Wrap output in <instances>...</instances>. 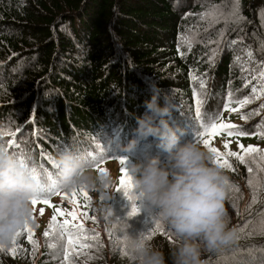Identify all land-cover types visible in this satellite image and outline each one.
Returning a JSON list of instances; mask_svg holds the SVG:
<instances>
[{
    "label": "trees",
    "instance_id": "obj_1",
    "mask_svg": "<svg viewBox=\"0 0 264 264\" xmlns=\"http://www.w3.org/2000/svg\"><path fill=\"white\" fill-rule=\"evenodd\" d=\"M223 15L228 20L219 24ZM211 72L217 82H207ZM261 73L264 0H0V139L14 140L10 150L37 170L44 183L40 197L55 207L53 193L62 189L54 167L58 154L72 147L93 165L128 157L120 147L134 138L136 118L146 111L153 89L173 96L179 109L173 119L187 129L186 140L197 141L227 111L243 116L250 109L255 119L230 135L236 142L205 147L231 165L221 168L230 181V222L240 235L223 252L205 254L207 264H264V161L258 153L245 156L246 163L228 156L244 155L240 145L264 152ZM246 99L250 102L241 106ZM21 111L30 123L14 118ZM156 143L150 138L131 158L163 156ZM48 176L57 181L52 193ZM110 194V201L80 197L87 208L83 234L96 236L97 246L76 248L64 264H134L133 240L149 234L145 241L169 258L176 241L162 225L155 231V214L123 190ZM134 205L139 213L131 216ZM54 216L65 219L51 207L48 221L31 227V242L23 233L15 246L0 251V264H44L53 244L66 255L67 237L53 230Z\"/></svg>",
    "mask_w": 264,
    "mask_h": 264
},
{
    "label": "clouds",
    "instance_id": "obj_2",
    "mask_svg": "<svg viewBox=\"0 0 264 264\" xmlns=\"http://www.w3.org/2000/svg\"><path fill=\"white\" fill-rule=\"evenodd\" d=\"M144 107L143 116L136 118L134 138L120 147V151L129 154L125 167L131 187L125 194L154 213L155 221L170 232L176 244L166 258L157 247L137 237L131 247L134 264H169V259L170 264H207L205 254L221 253L240 239L226 206L229 178L215 163L213 153L195 139H185L187 129L173 119L179 109L172 95L153 89L151 100L145 101ZM150 138L164 155L131 158ZM56 165L62 188L56 191L86 189L94 191V199L114 198L110 193L117 192L114 186L119 178L96 171L85 153L67 147L56 157ZM30 168L33 167L22 163L20 155L0 139V249L15 246L19 234L35 226L33 201L40 198L44 183ZM54 193L53 201L62 202L55 199ZM78 203L86 212L80 197ZM108 214L113 215L111 207Z\"/></svg>",
    "mask_w": 264,
    "mask_h": 264
},
{
    "label": "snow or ice",
    "instance_id": "obj_3",
    "mask_svg": "<svg viewBox=\"0 0 264 264\" xmlns=\"http://www.w3.org/2000/svg\"><path fill=\"white\" fill-rule=\"evenodd\" d=\"M251 55V54H249ZM261 76L264 77V73H261ZM261 95H264V92L261 93ZM249 100H244L241 102V106H243L244 104L249 103ZM232 110V109H229ZM196 115L199 116L200 115V108H199V100H197V106H196ZM235 126L231 125V124H220V125H216L213 124L210 128H206L204 131H202L199 135V138L197 140V142H202L204 147L208 148L209 146V140L205 139V137L208 136H215L220 130L223 129H228V134L229 135H233L234 133L231 131V129H233ZM238 135H245V133H238ZM8 147L12 148L15 146V142L14 140H9L8 142ZM225 147H228V145H225ZM242 151L244 152V155H239L235 152H229L228 156L230 157H235L237 160H239L241 163H246L245 160V156L247 155H252V154H259V158L260 160L264 161V152H262L260 149L249 146L247 149L244 148L243 145H240ZM217 158L215 159V163L222 167V168H231V165L229 164L227 158L221 157L220 154L217 152V150L215 148H210L209 149ZM21 158V162L24 163L26 166H28L25 158L23 156H20ZM253 159H255V156H252ZM93 159H95V157H93ZM127 163L126 158H119V164L121 166H125ZM95 170L100 172L101 174L107 175V171L104 170L103 168H101V165L99 163L93 165ZM54 167L57 169L58 166L56 164H54ZM30 171L36 176V178H41L40 175L38 174L37 170L35 168H30ZM249 173L253 172V169L251 167H249L248 169ZM48 185H47V190L49 191V193H52L54 191V189L57 187V181L54 180L51 176H48ZM251 181H249V184L251 185ZM131 187V178L127 175V170L126 167H122L121 168V177H120V181H119V187L117 188V191H121L123 190L125 193H127L128 189H130ZM56 195H60L59 191H55ZM83 197L85 201L88 200V194L86 189H81L79 190V192L74 191L72 193V196L70 198V202L72 204L73 210L69 211V212H64L62 209L57 211V215L59 216H63L65 217V219L63 220V222H58L56 217H53V230L54 231H59L60 234L62 236H66L67 240V252L65 255V259H68V254L67 253H71L72 251H74L76 248H87L89 247V245L87 243H85L86 241H88L89 239H96V236H92L89 237L87 235H84L83 233H85L87 230L84 227V223L83 220L87 217V213L86 212H81L80 211V205L78 203V198L79 197ZM66 199H68V197H65ZM38 204H43L49 207H55L54 205H52L49 201V199L45 198V197H40L38 199H35L33 201V208L34 210L36 209ZM43 211V210H41ZM139 213V209L137 207H135V205L133 206L132 212L130 213L131 216H136ZM70 218V219H69ZM79 221V223H77ZM74 230V231H73ZM161 230V225L159 223L156 224V229L155 231H160ZM23 233H27L28 234V239L31 242L32 241V229L31 227H27L23 230V232H21L19 234V237L23 234ZM151 238V234H149L148 236H142L141 239L143 240H147ZM5 249H0V251H3ZM12 254H15V248H13L12 250Z\"/></svg>",
    "mask_w": 264,
    "mask_h": 264
},
{
    "label": "rangeland",
    "instance_id": "obj_4",
    "mask_svg": "<svg viewBox=\"0 0 264 264\" xmlns=\"http://www.w3.org/2000/svg\"><path fill=\"white\" fill-rule=\"evenodd\" d=\"M219 18L221 19V20H218L219 24L221 23V21H225V23H226V21L228 20V18L226 16H224V15L220 16ZM79 32L83 33V29L79 28ZM191 38H193L192 34H191ZM225 45H227V42L225 43ZM218 57H217V59H218ZM219 63H221V57L219 58ZM236 68H237V66L233 63L232 65H230V69L229 70L234 72L236 70ZM6 70L9 71V72L12 71V69L8 68V67H7ZM213 72H211V75L209 76V79L207 80L208 83L214 82V81L217 82V78L214 79ZM206 77H207V75L205 76V79H206ZM2 82H5V80H2ZM14 109L16 110L17 108H14ZM18 116H20L23 119L22 122H26L25 125L30 123V121L32 120V119L30 120L31 117H29L28 114L27 115L26 114H22V111L21 112H16L14 114V118H17ZM253 119H255V118L250 116V109H247L246 110V115L243 114V116L241 115L240 112L234 110V111H231L228 114H226V116L223 118V120L219 121V123L220 124H231V125H234L235 127L233 129H231V131L233 133H235V132H237L238 129H243L245 126H247L251 122V120H253ZM23 127H21L18 130H12L11 132L14 135H16L23 129ZM220 131H223L224 133H226L227 129H223V130H220ZM224 133H218L215 136H208V137H205V139L209 140V144L210 143H213V145L215 144L216 148H219V145H221V144L222 145H228V146L230 145L231 146L234 142L237 141V137L233 138L228 133H226V134H224ZM242 142L243 143H247V139H243ZM199 143H201L203 145L202 142H199ZM122 167H125V166H121L119 164V158L115 159L114 161H109V162H107V163H105V164H103L101 166V168L106 170L108 174L119 178V180H120V177H121V168ZM118 184H119V182L114 186V189L116 188V186ZM86 191H87L88 197H92V198L94 197V191H88V190H86ZM77 192H79V190ZM72 193L73 192L68 193V192L62 191L60 193V195H55V199L56 200H61L62 201V202H57L56 201V203H58L60 206L54 207L55 210L56 209L57 210L58 209H60V210L62 209L64 212L72 211L73 207H72V204L70 202V198L72 196ZM65 197H68V199H66ZM78 200H79V198H78ZM41 210H43V211H41ZM80 211L84 212V210L81 207H80ZM50 212H51V207L43 205V204H38L36 209L34 210L33 219H34L35 224L36 225H44L48 221L47 219H48V217L50 215ZM110 226H111V229L114 232H117V228L115 227L114 224L110 223ZM86 243L92 249V248L97 246V239L88 240ZM55 245L56 244H53V245L47 247V252H46V255L44 256V260H43L44 264H51L52 262H54L55 264H64L65 255L61 252V250L59 248H57V247L53 248ZM106 245H108V244H106Z\"/></svg>",
    "mask_w": 264,
    "mask_h": 264
}]
</instances>
